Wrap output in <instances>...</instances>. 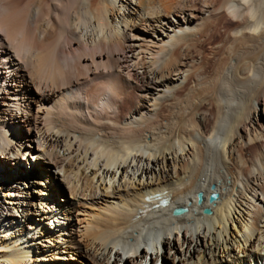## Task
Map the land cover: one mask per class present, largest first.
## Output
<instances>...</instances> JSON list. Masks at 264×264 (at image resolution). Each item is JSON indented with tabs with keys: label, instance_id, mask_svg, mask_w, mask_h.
<instances>
[{
	"label": "bare ground",
	"instance_id": "bare-ground-1",
	"mask_svg": "<svg viewBox=\"0 0 264 264\" xmlns=\"http://www.w3.org/2000/svg\"><path fill=\"white\" fill-rule=\"evenodd\" d=\"M263 67L264 0H0V264H264Z\"/></svg>",
	"mask_w": 264,
	"mask_h": 264
},
{
	"label": "rangeland",
	"instance_id": "rangeland-1",
	"mask_svg": "<svg viewBox=\"0 0 264 264\" xmlns=\"http://www.w3.org/2000/svg\"><path fill=\"white\" fill-rule=\"evenodd\" d=\"M226 23L227 24H229V23H231L229 20H227L226 21ZM206 51L209 53L210 52V49H207L206 48ZM263 69H264V67H263ZM263 69L261 70L260 69V71H256V75H257V77L259 78V83H260V88H259V92L260 93H264V71H263ZM259 72V73H258ZM258 73V74H257ZM261 84H263V86L261 85ZM261 88H263V89H261ZM258 117V118H257ZM264 119V110H263V108H261L260 109V111L258 110V112L256 113V124L255 125H252V127H251V129H250V126H248V132H247V134L249 135V133H250V135L251 136H256V138L257 139H259L260 138V136H261V131H260V129H261V125L263 126V130H264V122H262V119ZM253 129V130H252ZM257 131V132H255V130ZM259 130V131H258ZM254 131V132H253ZM256 133V134H255ZM258 134H259V136H258ZM256 139V140H257ZM251 150H250V153H256V155H258V156H260V155H263V153H264V138H263V140H262V142H256V144L253 146V147H251L250 148ZM249 153V152H248ZM10 170H12V171H17L16 170V168H9ZM20 170V169H19ZM21 171V170H20ZM42 174H44V176H45V174L46 173H43L42 172ZM2 182H4V180L2 181ZM56 182H55V180H54V182H51V183H49L51 186H52V188H56V184H55ZM33 191V188L31 187L30 188V192H32ZM56 193V195L53 193V191H52V196L54 195L55 196V199L56 200H58V203H60V204H63L64 203V201L62 200V196H63V190L61 189L60 191H56L55 192ZM62 195V196H61ZM62 202V203H61ZM191 225V224H190ZM171 258V257H170ZM77 260L79 261L80 259L79 258H77ZM173 260L174 259H172V261L170 260L169 261V259L167 260H163V262H164V264H172V262H173ZM71 263H73V264H80L79 262H77V261H72Z\"/></svg>",
	"mask_w": 264,
	"mask_h": 264
},
{
	"label": "water",
	"instance_id": "water-1",
	"mask_svg": "<svg viewBox=\"0 0 264 264\" xmlns=\"http://www.w3.org/2000/svg\"><path fill=\"white\" fill-rule=\"evenodd\" d=\"M215 198H216V195L215 194L214 195H210V197L208 198V203L214 202ZM202 200H203L202 195L200 193H198L196 195V202H197V204L198 205L201 204L202 203ZM183 213H184V210H182V209H175L173 211V215L174 216H180ZM202 213L204 215H206V216L210 215V211L208 209H204Z\"/></svg>",
	"mask_w": 264,
	"mask_h": 264
}]
</instances>
